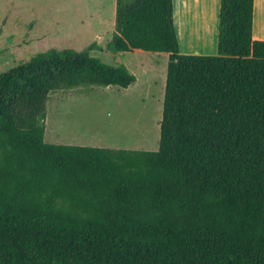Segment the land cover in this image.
<instances>
[{
    "label": "trees",
    "instance_id": "obj_1",
    "mask_svg": "<svg viewBox=\"0 0 264 264\" xmlns=\"http://www.w3.org/2000/svg\"><path fill=\"white\" fill-rule=\"evenodd\" d=\"M220 0L217 55L180 53L172 0H116L107 52L168 54L156 151L44 141L58 90L136 81L51 48L0 74V264H264V41Z\"/></svg>",
    "mask_w": 264,
    "mask_h": 264
},
{
    "label": "rangeland",
    "instance_id": "obj_2",
    "mask_svg": "<svg viewBox=\"0 0 264 264\" xmlns=\"http://www.w3.org/2000/svg\"><path fill=\"white\" fill-rule=\"evenodd\" d=\"M115 6L116 0H0V50L17 36L28 41L19 48L22 61L17 64L51 48L82 51L94 43L98 49L90 56L111 66L123 64L137 78L127 89L93 86L50 93L48 144L158 149L168 54L107 52Z\"/></svg>",
    "mask_w": 264,
    "mask_h": 264
},
{
    "label": "crops",
    "instance_id": "obj_3",
    "mask_svg": "<svg viewBox=\"0 0 264 264\" xmlns=\"http://www.w3.org/2000/svg\"><path fill=\"white\" fill-rule=\"evenodd\" d=\"M219 7L220 0H172V22L180 53L184 51L187 53L184 55L214 56L216 52L217 55ZM251 37L253 41H264V0H253ZM14 39L15 42L0 50V74L22 61L19 48L28 41L23 36ZM20 43L22 45L18 46ZM133 52L145 55L142 50ZM123 53L127 52L116 54L120 56Z\"/></svg>",
    "mask_w": 264,
    "mask_h": 264
}]
</instances>
